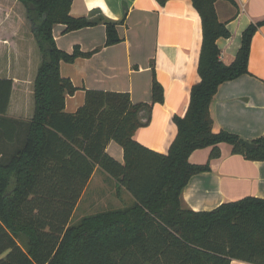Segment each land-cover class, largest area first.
<instances>
[{"label":"trees","instance_id":"trees-1","mask_svg":"<svg viewBox=\"0 0 264 264\" xmlns=\"http://www.w3.org/2000/svg\"><path fill=\"white\" fill-rule=\"evenodd\" d=\"M19 1L42 61L30 122L7 116L13 80L0 79V133L4 142H21L10 157L0 158V264H232L233 259L264 264V198L247 196L202 211L182 201L190 178L211 170L220 143L248 160H264V135L252 140L257 148L249 149L239 135L215 132L211 114L219 86L250 73L252 40L264 21L243 31L235 60L226 64L217 40L231 32L218 18V0H191L202 21L201 79L191 89L186 114L173 115L177 135L168 152L160 153L135 138L150 123L153 105L164 102L155 68L150 102L134 103L128 92L87 89L83 105L69 113L66 97L78 88L61 75L60 64L92 52L78 45L72 52L60 49L53 29L64 24L67 33L96 21L73 17L72 0ZM156 1L164 6L168 0ZM103 21L106 45L119 43L118 22ZM111 140L122 146L124 163L106 151ZM206 147H212L208 162L189 161L193 151ZM97 167L116 178L132 202L72 224Z\"/></svg>","mask_w":264,"mask_h":264},{"label":"crops","instance_id":"crops-1","mask_svg":"<svg viewBox=\"0 0 264 264\" xmlns=\"http://www.w3.org/2000/svg\"><path fill=\"white\" fill-rule=\"evenodd\" d=\"M215 6L219 20L226 22L231 32L230 37L217 40L221 59L231 64L241 46L243 31L251 23L264 21V0H235L234 4L218 0ZM70 13L96 24L67 33L64 24L53 29L60 49L72 52L78 45L82 51L92 52L89 57L60 64L61 75L78 88L66 97L65 110L76 112L85 101L87 89L128 92L134 103L150 102L154 67L155 77L164 89V102L153 105L150 123L139 128L135 138L149 149L167 153L178 132L172 117L186 114L191 89L201 79L198 64L202 21L192 1L168 0L163 6L156 0H72ZM103 20L118 22L119 43L106 45ZM41 55L26 7L19 0H0V79L13 80L9 118L31 121ZM249 72L219 86L211 114L215 132L227 130L252 141L264 135V25L252 40ZM26 90L31 101L25 113L22 101ZM16 94L19 99L14 103ZM0 142L4 144L2 133ZM219 148L220 156L210 161L211 170L193 175L184 187V206L202 211L247 196L264 198V160L252 161L234 154L232 145L226 142ZM211 150L212 147L197 149L189 161L204 164ZM3 151L0 149V156ZM106 151L124 163V150L116 141L111 140ZM98 174L105 191L115 192L118 198L133 199L116 178L97 167L78 205ZM100 188L91 191L93 201L102 196ZM232 264L252 263L233 259Z\"/></svg>","mask_w":264,"mask_h":264},{"label":"rangeland","instance_id":"rangeland-1","mask_svg":"<svg viewBox=\"0 0 264 264\" xmlns=\"http://www.w3.org/2000/svg\"><path fill=\"white\" fill-rule=\"evenodd\" d=\"M41 61H42V55H41ZM23 100L22 101L24 104V109H26V111L24 110V112H28V100L31 101V95L29 94L28 90L25 91V96H23ZM19 99L18 95L16 94L14 96V103ZM18 103V102H17ZM17 105V104H16ZM15 105V106H16ZM24 136V132H22L20 134V138L22 139V137ZM2 142V141H1ZM0 142V149L4 150L2 153L3 156H0V158H6L7 156H11L16 149L18 148V146L20 145V141L18 143H7L4 142L1 143ZM99 181V174L95 176L94 180L92 181L88 192L83 196L82 200L80 201L77 209L75 210L70 223L74 224L76 222H78L82 217L86 216V215H90V214H94L100 211H104V210H108V209H115V208H121L124 207L128 204H130L132 202V200H126V198L121 197H115V192L111 193V190H109L110 192H108L107 190L105 191V186L103 184V186L100 185ZM101 187V191L103 192L102 196L100 198H97V200H94V197L91 195V191L95 190L97 188ZM111 193V194H110Z\"/></svg>","mask_w":264,"mask_h":264},{"label":"water","instance_id":"water-1","mask_svg":"<svg viewBox=\"0 0 264 264\" xmlns=\"http://www.w3.org/2000/svg\"><path fill=\"white\" fill-rule=\"evenodd\" d=\"M241 144L245 145L247 148L249 149H255L258 147L257 143H254L252 141H248V140H244V139H240L239 141Z\"/></svg>","mask_w":264,"mask_h":264}]
</instances>
